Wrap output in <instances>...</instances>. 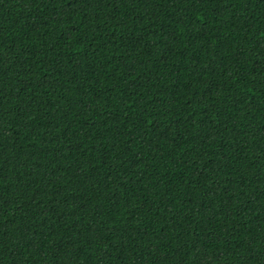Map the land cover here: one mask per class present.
I'll list each match as a JSON object with an SVG mask.
<instances>
[{"label":"trees","instance_id":"16d2710c","mask_svg":"<svg viewBox=\"0 0 264 264\" xmlns=\"http://www.w3.org/2000/svg\"><path fill=\"white\" fill-rule=\"evenodd\" d=\"M0 264H264V0H0Z\"/></svg>","mask_w":264,"mask_h":264}]
</instances>
